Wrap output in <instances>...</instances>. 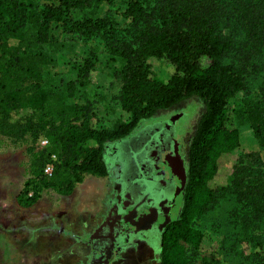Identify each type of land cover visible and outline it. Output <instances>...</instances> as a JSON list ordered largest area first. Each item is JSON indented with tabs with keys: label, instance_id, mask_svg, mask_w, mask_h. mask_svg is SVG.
<instances>
[{
	"label": "trees",
	"instance_id": "1",
	"mask_svg": "<svg viewBox=\"0 0 264 264\" xmlns=\"http://www.w3.org/2000/svg\"><path fill=\"white\" fill-rule=\"evenodd\" d=\"M114 1L0 0V133L10 134L12 112L30 105L38 111L42 121L34 127L48 145L27 182L33 192L26 198L30 206L43 190L69 197L85 176L106 178L111 145L158 111L199 99L204 111L187 149L181 208L162 230L158 262L194 264L186 258L185 245L200 246L203 234L194 224L215 206L223 190L210 183L240 146L231 101L246 90L251 76L261 77L260 87L264 85V0H127L121 27L110 11L100 16V7ZM54 25L64 38L97 42L109 60L123 62L116 73L121 81L116 100L129 115L127 122L106 129L90 102L70 103L92 81L94 51L72 66L75 79L64 89L41 87L52 62L44 46ZM151 58L171 67L167 81L155 77ZM246 105L247 121L264 150V86ZM49 164L47 177L44 168ZM229 190L241 193L239 218L243 238L252 248L249 258L264 264V164L254 158L249 167L235 166Z\"/></svg>",
	"mask_w": 264,
	"mask_h": 264
},
{
	"label": "rangeland",
	"instance_id": "2",
	"mask_svg": "<svg viewBox=\"0 0 264 264\" xmlns=\"http://www.w3.org/2000/svg\"><path fill=\"white\" fill-rule=\"evenodd\" d=\"M126 2L115 0L112 5L103 4L100 16L110 11L117 26H123L122 12ZM44 51L50 55L52 62L45 68L41 87H56L59 91L75 79L72 66L90 51L96 52L97 62L91 83L80 89L70 103L90 102L100 126L106 129L117 122L128 121L129 115L121 110L116 100L121 88L120 77L116 74L123 65L121 60H109L97 42L64 38L58 25L53 26L51 40L44 46ZM148 64L158 80L165 82L169 79L172 73L169 65L154 58L149 59ZM260 78L255 75L249 77L246 90L231 101L240 146L226 158L219 178L210 183L212 188L223 187V190L215 206L194 224L203 234L200 246L194 249L185 245L186 258L194 264H201L207 259L213 264L254 263L249 258L252 248L247 244L248 238H243L245 232L240 226L241 206L238 199L241 193L229 190V186L235 166L249 167L254 158L264 164V150L259 148L245 113L246 104L261 94L264 85L260 87ZM30 106L12 112L9 123L13 127L8 128L10 134L0 133V264H118L111 259H99L109 245L103 237L106 228L98 225L101 217L110 212L115 199L112 181L87 175L78 186L76 196L63 197L53 190H43L33 205H26V198L33 194L27 182L32 178L33 168L45 148L40 144L45 139L43 132L34 127L37 121L42 120L38 111ZM203 111L204 107L197 98L160 110L150 119L142 121L129 137L111 145L107 158H119L121 150L130 152L133 135L142 127L154 124L152 126L161 128L164 121L174 118L171 131L179 137L186 159L188 145ZM30 123L33 127L28 129L32 126ZM247 174L251 177L249 171ZM88 187L94 196L84 199L81 195ZM178 211L176 209V213L165 220L163 228L176 219ZM136 244V248L119 257V264H156V250L143 242Z\"/></svg>",
	"mask_w": 264,
	"mask_h": 264
},
{
	"label": "flooded vegetation",
	"instance_id": "3",
	"mask_svg": "<svg viewBox=\"0 0 264 264\" xmlns=\"http://www.w3.org/2000/svg\"><path fill=\"white\" fill-rule=\"evenodd\" d=\"M174 124L173 118L164 121L161 128L154 124L142 127L133 135L130 152L121 150L119 158L106 159V178L113 183L115 199L98 225L106 228L103 237L109 244L99 259L119 264L121 255L143 242L156 250L158 264L162 225L176 209L180 211L185 180L184 148L172 134ZM87 243L91 248L89 240Z\"/></svg>",
	"mask_w": 264,
	"mask_h": 264
},
{
	"label": "built area",
	"instance_id": "4",
	"mask_svg": "<svg viewBox=\"0 0 264 264\" xmlns=\"http://www.w3.org/2000/svg\"><path fill=\"white\" fill-rule=\"evenodd\" d=\"M41 146L46 147L48 145V141L46 139H42L40 141ZM52 159L55 160V158L52 156ZM52 172V165L49 164L44 168V174L48 177L51 175Z\"/></svg>",
	"mask_w": 264,
	"mask_h": 264
},
{
	"label": "crops",
	"instance_id": "5",
	"mask_svg": "<svg viewBox=\"0 0 264 264\" xmlns=\"http://www.w3.org/2000/svg\"><path fill=\"white\" fill-rule=\"evenodd\" d=\"M82 184V183H81ZM81 184H78L75 188V191L73 192V194L71 196H76V194H78V186L81 185ZM89 189H86V191L81 195L84 199H90L92 198V196H94V192L90 189V187H88ZM69 196V197H71Z\"/></svg>",
	"mask_w": 264,
	"mask_h": 264
}]
</instances>
